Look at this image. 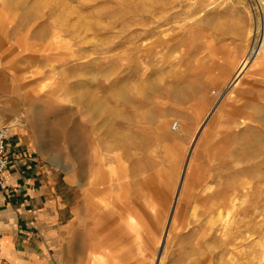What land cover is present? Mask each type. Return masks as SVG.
Masks as SVG:
<instances>
[{"label": "rangeland", "instance_id": "1", "mask_svg": "<svg viewBox=\"0 0 264 264\" xmlns=\"http://www.w3.org/2000/svg\"><path fill=\"white\" fill-rule=\"evenodd\" d=\"M258 11L254 0H0V104L19 111L0 109L5 123L81 190L61 264H264ZM90 230L108 248L89 238L87 263Z\"/></svg>", "mask_w": 264, "mask_h": 264}, {"label": "crops", "instance_id": "2", "mask_svg": "<svg viewBox=\"0 0 264 264\" xmlns=\"http://www.w3.org/2000/svg\"><path fill=\"white\" fill-rule=\"evenodd\" d=\"M1 77L7 74L0 64ZM0 91L4 98L9 88L0 83ZM5 124L11 136L10 163L0 186V264H61L60 242L75 222L81 190L66 175L44 165L26 134ZM93 236L90 230L88 240ZM96 240L108 248L102 239ZM88 249L92 250L87 245V263Z\"/></svg>", "mask_w": 264, "mask_h": 264}, {"label": "bare ground", "instance_id": "3", "mask_svg": "<svg viewBox=\"0 0 264 264\" xmlns=\"http://www.w3.org/2000/svg\"><path fill=\"white\" fill-rule=\"evenodd\" d=\"M250 1V0H249ZM258 8V6H257ZM259 9V8H258ZM65 10V9H64ZM259 12V13H258ZM255 13V17H256V20H257V30H259L260 32H264V7L259 9V11ZM38 14V13H37ZM261 34V33H260ZM166 51H165V55H169V56H173V54L175 53V48L173 47V45L171 43H168L166 46ZM254 50L257 52V50L255 49V47L253 48V53H254ZM162 56V55H160ZM176 58V57H175ZM174 58V59H175ZM220 58V57H219ZM219 58H216V57H213V62H215L216 64H221V61ZM249 58L250 56H248L243 64L241 65L238 73H236V78H235V81L234 84H237L239 83V80H240V77L242 76V73L246 67V64L247 62L249 61ZM211 59V58H210ZM142 60V59H141ZM207 61V60H206ZM173 62V61H172ZM209 62V61H208ZM207 62V63H208ZM211 62V61H210ZM6 61H3L2 64L3 66L5 65ZM210 63H208L209 65ZM20 71V70H19ZM15 77V76H14ZM2 98V97H1ZM0 98V99H1ZM102 108V107H101ZM0 109L4 110L6 113H8L11 118L12 116H17L19 114V111L17 109V102L15 101V99H10L9 102H7L6 104H3L0 106ZM103 109V108H102ZM99 110V109H98ZM101 110V109H100ZM1 111V110H0ZM3 113V112H2ZM260 113V112H259ZM262 114V113H261ZM251 119V117H249ZM253 118V117H252ZM245 122V121H244ZM11 125L12 126H15V123L14 122H11ZM17 125V124H16ZM95 165V164H94ZM95 167V166H94ZM114 196V195H113ZM116 197V196H115ZM178 197V196H177ZM118 199V198H117ZM124 199V198H123ZM102 201V200H101ZM114 202V201H113ZM176 202V201H175ZM101 203V202H100ZM104 203V202H103ZM115 203V202H114ZM118 205V204H117ZM105 207V206H104ZM108 208V207H107ZM122 208V207H121ZM106 209V208H105ZM122 210V209H121ZM107 212V211H106ZM126 213V212H125ZM105 215V214H104ZM127 215V214H126ZM128 217H131L130 220H132V223L133 221H135V218L133 216H128ZM172 218V217H171ZM82 221V220H81ZM91 224V223H90ZM167 235V234H166ZM88 247L90 246V248L92 249L93 248V242L92 241H89V243L87 244Z\"/></svg>", "mask_w": 264, "mask_h": 264}, {"label": "built area", "instance_id": "4", "mask_svg": "<svg viewBox=\"0 0 264 264\" xmlns=\"http://www.w3.org/2000/svg\"><path fill=\"white\" fill-rule=\"evenodd\" d=\"M256 10L264 7V0H254ZM258 6V8H257ZM3 93L0 91V98ZM4 121V114L0 111V186H4L5 180L3 174L10 163V151L8 147V141L10 139L11 133L9 127L6 126ZM1 252V245H0Z\"/></svg>", "mask_w": 264, "mask_h": 264}, {"label": "water", "instance_id": "5", "mask_svg": "<svg viewBox=\"0 0 264 264\" xmlns=\"http://www.w3.org/2000/svg\"><path fill=\"white\" fill-rule=\"evenodd\" d=\"M185 171H186V168H185ZM185 171H184V172H185ZM183 179H184V176H183L182 179H181L180 188H181V186H182ZM180 188H179V191H180ZM174 209H175V205H174V208H173L172 214H173V212H174Z\"/></svg>", "mask_w": 264, "mask_h": 264}]
</instances>
